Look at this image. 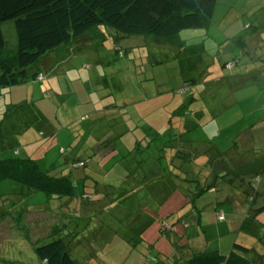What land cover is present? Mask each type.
I'll use <instances>...</instances> for the list:
<instances>
[{"label":"rangeland","instance_id":"1","mask_svg":"<svg viewBox=\"0 0 264 264\" xmlns=\"http://www.w3.org/2000/svg\"><path fill=\"white\" fill-rule=\"evenodd\" d=\"M247 24L253 27L247 28ZM2 31L7 42L4 55L11 60L16 55L17 47L14 23L10 21L3 24ZM105 33L116 35V32L109 28H105ZM262 34L264 36V0H218L207 28L183 30L160 43L156 42L153 36H134L129 40L124 39L120 42L123 50L128 48L127 46L133 47L129 48L125 55L117 54L116 50L110 47L109 42H112V39L101 36L104 41L101 48L97 47L99 50H91L90 53L87 50L82 53V57L78 56L80 59H75L76 65L72 66L75 70L63 76L68 80L79 78L84 83L82 73L88 72L91 75V79L87 81L88 86H91L92 80L96 77L97 87L94 91H90L95 95L89 98L93 104L102 108L101 102H98L102 101L106 108L114 98L120 101L127 100L130 103L135 102L130 107L132 114L130 124L133 125L138 121L141 123L138 125L140 128L150 127L151 135L156 131L172 136L173 132H178L182 121H187V125L192 126L193 129L185 134V141L198 142L197 145L202 143L207 151L201 155V158L197 156L191 164L195 167V174L191 178L182 173L184 169H181V185L173 187L172 191L166 194L164 201L154 202L149 208L141 209L137 195L133 199L129 198L116 212L103 210L98 213L97 219L100 218L99 221L104 224L102 228L95 226L90 228L94 225L91 220H95L89 213L90 211L88 212L91 210L90 207L81 209L82 215L77 217L71 208L72 215L62 221L60 213L57 212V205L63 200L53 197L55 199L47 201V195L44 192L33 190L23 202L22 206L28 210L22 216L20 226L14 224L11 218L0 217V264H42L35 253V246L51 240L52 237H48L49 233L54 226H61L62 222H66L67 229L71 232L77 224L81 225L82 230L85 229L83 231L86 236L85 242L84 244L81 242L83 249L90 243L93 247H88L89 252H97L103 264H143L144 262L162 264V262H157L160 259L165 261L162 254L168 255L167 260L175 256L182 261L178 264H183L185 256L192 250H220V246L227 245L231 238L235 239L239 233L240 242H245L259 250L262 244L259 245V240L251 236L249 232L243 230L240 232V224L247 219V221L251 219L255 221V218L264 223V212L255 217L251 202H247L248 206H251L248 210L245 194L240 191L244 189L242 187L243 177H254L258 172L257 169L261 167L264 171L263 126L254 131L251 129V133H244V130L251 125L255 128L258 125L256 121L260 119L262 113L264 114V107H262L264 79L260 75V80L247 77L242 81L241 76L229 77L241 71L239 64L244 59V52H251L253 57H256L258 50L260 53L263 51L260 46L263 44ZM98 43L101 44V41L96 44ZM237 57L240 62L233 69L227 70L221 66ZM253 62L258 61L253 59ZM83 67L87 70L84 71ZM196 80L201 83V86H207L204 91H199V84L191 83ZM62 84V88L67 87L64 78H62ZM85 88L87 89L86 86ZM198 93H203V96L202 94L199 96ZM259 95L262 100L259 99ZM55 98L58 105L56 109H52V113L55 111L54 126L59 129L66 126L62 123V119L70 118L72 122L81 114H89L87 111L80 113L87 108L88 94L77 95L71 91L68 94H62L61 98L57 99L56 96ZM40 101L42 103L44 99L41 98ZM76 102H80V108L71 107ZM33 105L39 108L36 104ZM31 107L33 106L19 107L26 123L30 121ZM2 115H4L3 112L0 113V117ZM44 115L47 117L46 114ZM11 126L13 127V124ZM15 126L17 131L20 129V132H23L20 124H15ZM169 127L174 131L171 129L167 132L166 129ZM120 129L122 132L127 130L122 127ZM65 131L63 130L62 136L57 139L45 133L36 139V144L24 148L18 146L16 149L19 150L20 156H25L29 149L41 162L50 161L54 164L52 168L45 167L44 162L42 168L54 174L64 168L62 162L56 159V154L60 146L66 145L64 143L66 138L63 137ZM122 132H117L115 135ZM98 138H101V134ZM106 140L108 141L103 146H121L124 143L125 146H133L131 145L133 136H127L123 142L122 137L110 134L108 138L105 134L104 141ZM79 145L84 149L88 147V138L81 137ZM228 149L229 151L238 150L237 154H242L248 160L241 166L247 165L243 167L232 165L228 170H232L231 172L226 171L225 176L219 177L218 180L222 181V184L217 186L213 192L204 186L207 183V173L212 172V164L209 162L214 160L218 151L225 152ZM12 150L14 151L11 149V152ZM127 154L128 151L124 150L119 155L126 156ZM233 156L236 157V155ZM223 159L226 161L229 156L225 155ZM81 170H76L75 175H81ZM111 175L118 176L116 173ZM261 175L260 183L256 184L257 190H253L256 202L264 204V172ZM238 178L239 184L234 183ZM194 179L196 181H193ZM12 184H14L12 181L1 182L0 192H5L10 188L16 189L15 186L12 187ZM100 186L102 190L105 189L103 185ZM116 186L121 191L127 189L124 181ZM18 188L22 189V186ZM195 192L197 194L192 195ZM187 195L193 196L195 200L191 203L194 205L191 209H196L198 212L194 217L198 218L197 223L191 224L186 220L182 223L189 225H173L178 235L184 234L178 239L173 232H161L160 220H171L172 218L165 217L167 212L176 210ZM227 195L238 197L237 201L228 200ZM96 198H99L98 195ZM49 203L50 208L44 207ZM141 210L152 211V216L139 213ZM130 211L135 212V215L138 213L140 215L133 217L134 213H129ZM218 213H222L220 218L217 216ZM247 215L250 217L247 218ZM34 221H39V225H32ZM89 223L92 225L89 226ZM141 223L144 224V227H140L143 229L141 234L143 241L139 242L135 238L136 243L139 244L133 246L124 239L126 237L123 234L129 226L139 228L138 224ZM63 236L66 240L72 239L71 236ZM148 243L152 244L154 253L148 251ZM75 248L79 249L77 246ZM228 250L229 248L226 249ZM84 256L85 250L81 256L85 260Z\"/></svg>","mask_w":264,"mask_h":264},{"label":"trees","instance_id":"2","mask_svg":"<svg viewBox=\"0 0 264 264\" xmlns=\"http://www.w3.org/2000/svg\"><path fill=\"white\" fill-rule=\"evenodd\" d=\"M217 1L0 0V91L19 87L29 82L43 83L53 64L62 62V56L65 53L74 60L80 59L78 56L82 57V52L89 50L90 53L91 50H99L104 41L101 36H106L109 40L112 39V42H109L110 47H113L117 54L125 55L127 50L133 47L127 46L128 48L123 50L120 47V42L124 39L129 40L134 36H153L156 42L160 43L183 30L207 28ZM10 21L15 25L17 36L16 55L11 60L4 55L7 42L2 31L3 24ZM246 27L253 26L247 24ZM105 28L114 30L116 35L106 34ZM98 41H101V44H96ZM112 44L113 46H111ZM77 47L78 49H76ZM61 50H66V52L59 56L58 53ZM245 57L246 55L240 64L237 57V59L221 65L227 70L233 69L237 64L241 66V71L231 74L229 78L245 77L252 70L254 63H245ZM83 69L87 70L86 67ZM192 82L194 85L201 84L197 80ZM206 87L200 85L199 91H204ZM201 94L203 96V93H198L199 96ZM2 95L3 93L0 98ZM3 103L0 105V113H4L0 117V183L12 181L14 182L12 187L15 186L16 189L10 188L5 192H0V217L11 218L17 226H20L22 216L28 210L22 206L26 196L36 190L44 192L47 195V201H51L53 197L63 200L57 205V212L60 213L62 221L72 215L71 208L77 217L82 215L81 209L90 207L92 211L88 210V212L90 211L91 216L98 220L96 222L91 220L94 225L91 227V223H89L90 228L92 229L94 226L102 228L104 224L99 221L100 218L97 219L98 213L103 210L111 213L116 212L129 198L133 199L137 195L141 209L149 208L154 202L164 201L166 194L170 190L172 191L173 187L181 185L182 173L190 178L195 174V167L191 164L197 156L201 158V155L207 151L202 143L197 145L198 142L185 141V134L193 129L192 126L187 125V121L183 120L178 132H173L172 136L156 131L151 135L150 127L140 128L138 126L141 124L140 122L137 121L131 125L128 120V109L135 102L119 100L114 108H104L102 116L105 121L102 123L100 121L92 122L95 119L94 115L91 117L84 115L78 120V123H85L90 118L91 124L88 129L82 132L76 130L77 134L71 133L73 135L71 138L63 136L66 138V142H64L66 145L60 146L56 159L62 162L64 168L52 174L50 170L43 169L42 164L44 162L45 167L52 168L53 163L46 160L41 162L29 149L25 156H20V152L16 148L36 144V139L45 133L55 139L60 138L63 129L54 125L45 127L43 125L47 123L43 122L40 125L33 121L26 123L19 107H25L27 102L11 103L5 109H3ZM40 114L41 120L43 118V121L48 120L43 113ZM11 117H14L15 121ZM65 121L63 120L62 123ZM15 124H20L23 132H20L19 129V133ZM85 125L87 124L85 123ZM120 127L127 130L122 132ZM171 127L166 129L167 132L171 129L174 131ZM259 127H262L260 123L256 128ZM117 132L122 133L115 135ZM35 134L38 135L37 138ZM100 134L101 138H98ZM105 134L108 138L110 134L122 137L123 142L127 136H133L131 144L133 146H125V143L121 146H103L108 141H104ZM81 137L88 138L89 146H86L85 149L79 145ZM68 138L69 140H67ZM25 140H29V142L33 140V143H22L27 142ZM11 149H14L15 153L13 150L11 152ZM124 150L128 151V154L126 156L119 155ZM228 150L218 151V155L213 161L209 162L208 160L212 164V172L207 173V183L204 186L213 192L217 186L222 184V181L218 180L219 177L225 176V172L231 169L232 165L241 166L244 163L242 159L244 156L238 155V150H230V153L236 157L229 154ZM43 153L45 155V151ZM225 155L231 156L225 161L223 159ZM182 168L184 171L180 173ZM76 170H81V175L76 176ZM257 171L254 177L242 178L244 189L240 191L245 194L248 210L251 206L249 207L247 202H251L255 217L264 212V204L256 202L254 195V190H257L256 184L260 183L261 174L264 172L262 167ZM112 173H116L119 178L111 175ZM213 179L214 181H212ZM123 181L127 185V189L121 191L116 185H120ZM218 182L219 184H217ZM234 183L239 184V178ZM100 185L105 187L104 191ZM19 186H22V189H19ZM143 190H145V194H142ZM149 194H151L150 198ZM96 195L99 198L95 199ZM227 197L231 196L227 195ZM193 201H195L193 196L187 195L176 210L167 213L165 217L172 219L169 221L160 220L161 232H173L177 239L181 238L184 234L178 235L173 225L182 226L185 224L184 226H186V223L182 222L191 217L192 211H196V209H191L194 206L191 205ZM240 203L242 204V200ZM50 206L49 203L44 207L50 208ZM129 213H134V217L139 216V213L150 216L153 212L141 210L138 215H135L133 211ZM220 214L222 215V213H218V218H220ZM156 215L158 214L156 213ZM249 217L247 215V218ZM247 220L243 222L241 220L240 232L243 230L256 237L259 240V245L262 244L259 250L245 242H240L238 240L239 233L232 240L231 250L228 254L220 253L218 250H192L191 253H188L189 256L187 254L188 264H264V223L257 221L256 218L255 221ZM38 223L39 221H34L32 225L38 226ZM138 225L139 228L129 226L126 233L123 234L127 238L124 239L133 246L139 244L136 243L135 238L139 242L143 241L141 236L143 229L141 228L144 227V224ZM83 231L85 229L82 230L80 224L74 225V233L68 231L66 222H62L61 226H54L49 233L48 237H52L51 240L35 246V253L42 264H103L97 256V252H89L88 247H93L90 243L83 249L81 242L84 244L86 237ZM63 235L71 236L72 239L66 240ZM148 245V251L154 253L152 244L148 243ZM76 246L79 249H76ZM134 248L136 249V247ZM84 250L85 260L81 257ZM161 256L165 258V261L160 259L157 262L172 263V258L167 260L168 255L162 254ZM174 258L177 259L175 256Z\"/></svg>","mask_w":264,"mask_h":264},{"label":"crops","instance_id":"3","mask_svg":"<svg viewBox=\"0 0 264 264\" xmlns=\"http://www.w3.org/2000/svg\"><path fill=\"white\" fill-rule=\"evenodd\" d=\"M261 38L263 41V44L260 45L261 48H263V51L261 53H260V50H258V52L256 53V57H253V54L251 52H244L246 57H247V58L245 57V59H246L245 63L253 62V59H257L258 62H253L254 65L251 68L252 70L245 77H242V81L247 77L260 80L259 75L264 79V36H263V34L261 35ZM72 49H74V48H72ZM245 49H246V47H245ZM64 52H66V50H61V52L59 51L58 55L60 56V54H63ZM82 53H85V52H82ZM74 63H75V59L72 60L69 57V55L67 53H65L62 56V62H60V63L57 62L56 64L55 63L53 64L51 70L46 74L47 79L43 83L40 84V83L29 82V83L24 84L22 86L7 89L6 91H2L3 95L0 98V105L3 103V100H4L3 109L8 107L7 106L8 104H11V103L15 104V103H19L22 101H24V102L27 101L28 103H30V104H28V103L26 104V106H28V107L30 105L34 107L33 104H36L37 106H39V108H35V107L30 108V111H31L30 121L31 122L33 121V123L38 124V125H40L41 122L47 123L46 125H43V126L49 127L50 125L53 126L54 123L56 122L55 116H54L55 111H54V113H52V109H56L57 108L56 106L58 105L55 96L58 99V97L61 98L62 94H68L71 91H73L77 95L88 94V101L86 103L87 108L85 110L80 111V113H82L83 111H87L89 114H81V116H79L78 118L73 119L72 122H71L70 118H65L66 119V121H65L66 126L62 127L63 130H66L64 133V136L71 138V137H73V135H71V133H73L75 135V134H77V131L82 132V131H86L88 129V126L91 124L90 118L85 122L87 125H84V123L82 125L78 124V120L84 115H89L90 117L92 115H94L95 119L92 120V122L93 121L94 122L100 121V123H102L103 121H105L104 116H102V113L104 111V110H102L104 107V103H102V101H98V102H101L100 104H101V106H103L102 108H99L98 105L93 104V102L91 100H89V98H93V96L95 95L93 92H90V91H94L96 89L97 78L95 77L92 80L91 86H88L87 81H88V79H91V75L88 72L82 73L83 74L82 80L84 81V83L81 82V80L79 78H72V79L68 80L66 77L63 76V75H68L69 71L75 70V68L72 67V66L76 65ZM83 70L86 71L85 69H83ZM62 78H64L65 85L67 86L65 88H62V85H63L62 84ZM39 85H40V87H39ZM246 85H248V84H246ZM85 86L87 87V89L85 88ZM262 94L264 96V93H262ZM258 97H259V99H261L260 95ZM41 98L44 99V102H42V103H40ZM54 100H56V101L54 102ZM118 101L119 100L110 101V103L108 104V106H106V108H114V106L117 105ZM97 104H99V103H97ZM71 107L80 108V102H76ZM128 112H129L128 113V120L130 121V117L132 116L130 108L128 109ZM40 113L46 114L47 115L46 118L48 120L43 121L44 118L41 120V114ZM11 118H13V121H15L14 117H11ZM62 121H63V119H62ZM257 123H260L264 128V114L258 120ZM251 129L254 131L257 128L256 127L252 128V126H250L244 130V133H246V134L249 133L250 131H252ZM62 132H61V134H62ZM35 137L37 138L38 135L35 134ZM32 139H35V138H32ZM67 140H69V138ZM25 141H27V142H22V143H24V144L33 143L32 142L33 140L30 142H29V140H25ZM228 152H229V154H231L229 150H228ZM231 155H229V156H231ZM243 161L246 163L248 160L244 158ZM142 194H145V190H143ZM150 197H151V194H149V198ZM237 198L238 197H236V196L235 197H229V200L231 201L233 199L234 201H237L236 200ZM172 212H173V210H171L170 212H167V213L169 214ZM197 214L198 213L196 211H192L191 217H189L187 220L190 221L191 224H196L198 218L195 219L194 217ZM186 225H189V224L186 223ZM233 239L234 238H231V241H229L227 243V245L224 244V245L220 246V250H218V249L217 250L220 253L228 254L231 250ZM227 248H229L228 251H226ZM188 256H189V254H188ZM177 259H175V258L172 259L173 264H178L177 262L180 263V261ZM175 260H177V261H175ZM183 261H184L183 264H188L187 256H185V259ZM170 263L171 262L166 263V264H170ZM181 263H182V261H181Z\"/></svg>","mask_w":264,"mask_h":264},{"label":"built area","instance_id":"4","mask_svg":"<svg viewBox=\"0 0 264 264\" xmlns=\"http://www.w3.org/2000/svg\"><path fill=\"white\" fill-rule=\"evenodd\" d=\"M82 164V163H81ZM222 215L220 214L219 217H221Z\"/></svg>","mask_w":264,"mask_h":264}]
</instances>
